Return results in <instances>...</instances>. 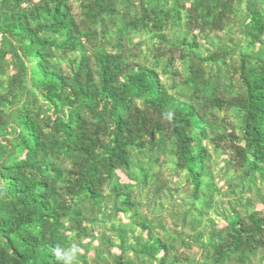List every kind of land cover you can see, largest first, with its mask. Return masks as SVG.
Here are the masks:
<instances>
[{
	"label": "trees",
	"instance_id": "obj_1",
	"mask_svg": "<svg viewBox=\"0 0 264 264\" xmlns=\"http://www.w3.org/2000/svg\"><path fill=\"white\" fill-rule=\"evenodd\" d=\"M0 264H264V0H0Z\"/></svg>",
	"mask_w": 264,
	"mask_h": 264
}]
</instances>
